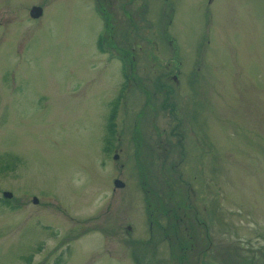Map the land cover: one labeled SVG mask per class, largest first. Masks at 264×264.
Masks as SVG:
<instances>
[{
    "label": "rangeland",
    "instance_id": "374dc122",
    "mask_svg": "<svg viewBox=\"0 0 264 264\" xmlns=\"http://www.w3.org/2000/svg\"><path fill=\"white\" fill-rule=\"evenodd\" d=\"M99 2L0 0V264H264V0ZM134 121L160 196L187 197L183 238L139 248Z\"/></svg>",
    "mask_w": 264,
    "mask_h": 264
},
{
    "label": "trees",
    "instance_id": "16d2710c",
    "mask_svg": "<svg viewBox=\"0 0 264 264\" xmlns=\"http://www.w3.org/2000/svg\"><path fill=\"white\" fill-rule=\"evenodd\" d=\"M99 8V9H98ZM97 9L99 10L102 18H103V22H104V30L107 31L108 29V25H109V21H108V13L103 11V9L101 8L100 5H97ZM110 27V25H109ZM109 38V37H108ZM102 42H105V37H102V35H100L99 39H98V48L102 49ZM122 75L124 76L125 80L123 81V85L127 82L128 79V73H127V67L125 64L122 63ZM167 92V91H166ZM147 92H145V103H147L148 105V99L146 97ZM117 100L115 101V103L113 104L112 107V115L115 114L114 109H115V104H116ZM169 110L172 111L173 110V106H168ZM143 108L140 110L139 115L142 114L143 112ZM109 133H110V137H112L113 135V130L109 129ZM109 141V140H108ZM109 148V147H108ZM166 152H164L165 154ZM136 154L139 155V151L137 150V148H134V158H135V164L137 167V173L139 175V186L142 189L144 196H145V201H146V210L148 209L147 212V217H148V221L150 223V232H151V238H148V240L146 241H139L136 242L134 241L132 243L133 247L135 246L136 248L139 247H146L147 245H149L150 243L154 244V242L158 243L157 241L159 239H164L163 237H168L169 233L171 234V236H173V238H183V237H177V233L179 232L178 230L180 229V226L177 225L180 222V214L179 212L176 211L179 210L180 207L185 206L184 202V194L179 193L177 195V200L174 201L175 197L172 194V192L170 191V185L169 183L166 184L165 186V193L163 195L160 196L159 193H157L155 185L154 184V178L149 177V169H148V165L146 164V166L142 165L141 162L138 159V155L136 156ZM172 162H168L166 163L165 161L161 164L162 167V171H167V172H171L173 165L171 164ZM153 181V182H152ZM172 183V182H171ZM169 189H168V186ZM171 200L173 201H170ZM174 204V208L173 205L170 208H164V206L162 208L159 209L160 212H155V208L158 205L161 204ZM155 207V208H154ZM155 212V213H154ZM163 215H162V213ZM164 216L166 215L167 217V222H166V217H165V223L160 224L159 221L157 224V226L154 224L153 221H156L159 219L160 216ZM161 216V217H162ZM154 226H151V225ZM171 231V232H170ZM160 236H162V238H160ZM160 242V241H159ZM141 243H143L144 245H141ZM178 243L186 246V242L183 239H179ZM148 249V248H147ZM182 249H184V247H182ZM136 256L135 258V263L136 264H147L148 262L146 260H144L143 256H142V260L139 259L138 255L135 254ZM183 258V254H180V259ZM181 261V260H180Z\"/></svg>",
    "mask_w": 264,
    "mask_h": 264
},
{
    "label": "water",
    "instance_id": "95a60500",
    "mask_svg": "<svg viewBox=\"0 0 264 264\" xmlns=\"http://www.w3.org/2000/svg\"><path fill=\"white\" fill-rule=\"evenodd\" d=\"M41 13H42L41 7L40 6H36V5L31 6L29 11H28V14H29V16L31 18H37V17H39L41 15ZM113 184H114L115 187H122L123 186V183L118 181V180H114ZM3 195L6 196V197H9L10 193L3 192ZM33 202H36V200L34 199Z\"/></svg>",
    "mask_w": 264,
    "mask_h": 264
},
{
    "label": "flooded vegetation",
    "instance_id": "af4514ba",
    "mask_svg": "<svg viewBox=\"0 0 264 264\" xmlns=\"http://www.w3.org/2000/svg\"><path fill=\"white\" fill-rule=\"evenodd\" d=\"M98 2H99V0H98ZM99 3H100V2H99ZM100 6H101V5H100ZM101 8H102V7H101ZM102 9H103V8H102ZM103 11H104V9H103ZM144 104L147 105V103H145V101H144ZM142 108L144 109V106H143ZM116 125H117V124H116ZM141 125H142V124H140V126H141ZM133 129H136V130L139 132V136L142 137V138H140L141 141H142V144H144L145 141H146V139L144 138V134H143L141 128L138 126L137 123H133ZM157 130L159 131V129H157ZM145 136H146V133H145ZM157 136L160 137V134L157 135ZM202 140H203V141H206L204 136H203V139H202Z\"/></svg>",
    "mask_w": 264,
    "mask_h": 264
}]
</instances>
